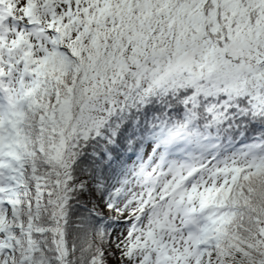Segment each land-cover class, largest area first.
Segmentation results:
<instances>
[{"label": "snow or ice", "instance_id": "obj_1", "mask_svg": "<svg viewBox=\"0 0 264 264\" xmlns=\"http://www.w3.org/2000/svg\"><path fill=\"white\" fill-rule=\"evenodd\" d=\"M0 264H264V0H0Z\"/></svg>", "mask_w": 264, "mask_h": 264}]
</instances>
